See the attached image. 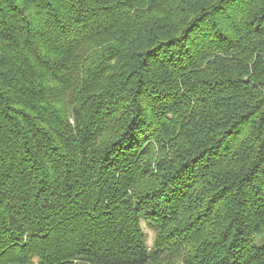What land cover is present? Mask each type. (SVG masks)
<instances>
[{
  "label": "trees",
  "instance_id": "1",
  "mask_svg": "<svg viewBox=\"0 0 264 264\" xmlns=\"http://www.w3.org/2000/svg\"><path fill=\"white\" fill-rule=\"evenodd\" d=\"M0 264H264V0H0Z\"/></svg>",
  "mask_w": 264,
  "mask_h": 264
},
{
  "label": "rangeland",
  "instance_id": "2",
  "mask_svg": "<svg viewBox=\"0 0 264 264\" xmlns=\"http://www.w3.org/2000/svg\"><path fill=\"white\" fill-rule=\"evenodd\" d=\"M142 227L146 233V237H147V242L150 243L151 240H152V235H153V232L152 230L150 229V227L146 226L143 222H142Z\"/></svg>",
  "mask_w": 264,
  "mask_h": 264
}]
</instances>
